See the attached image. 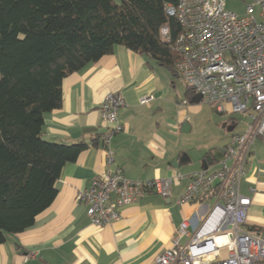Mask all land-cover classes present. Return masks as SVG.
<instances>
[{
  "label": "crops",
  "instance_id": "crops-1",
  "mask_svg": "<svg viewBox=\"0 0 264 264\" xmlns=\"http://www.w3.org/2000/svg\"><path fill=\"white\" fill-rule=\"evenodd\" d=\"M113 47L111 53L67 74L60 85V106L44 113L43 139L64 144L84 141L88 146L62 167L54 200L32 226L7 234L0 243V264H153L155 256L171 245L180 222L188 219L193 225L208 209L205 202H178L187 179L174 181L167 197L143 191L137 201L120 208L118 220L103 226L93 225L86 206L76 200L77 192L88 188L92 178L107 168L118 167L126 178L138 181L214 169L220 161L211 157L213 152L227 144L180 149L177 131L181 132L188 116L180 107L175 117L171 112L176 97L172 77H179L145 54ZM109 92L119 93L126 106L117 111L122 131L108 142L113 159L108 165L101 138L106 126L98 108ZM145 95L153 98L140 103ZM185 95L193 94L186 89ZM184 104L193 109L200 105ZM233 120L228 118L225 128L235 127ZM239 191L251 199L246 228L264 234V147L260 138L251 145Z\"/></svg>",
  "mask_w": 264,
  "mask_h": 264
},
{
  "label": "built area",
  "instance_id": "built-area-1",
  "mask_svg": "<svg viewBox=\"0 0 264 264\" xmlns=\"http://www.w3.org/2000/svg\"><path fill=\"white\" fill-rule=\"evenodd\" d=\"M227 1L177 0L165 7L179 24L172 43L178 55L176 75L218 112H247L244 131L231 135L219 165L139 181L126 178L118 167L107 168L76 195L90 222L103 226L118 220L120 208L137 201L143 191L167 197L174 181L187 179L178 202L208 201L209 207L195 224L180 222L171 245L153 264H264V234L246 228L251 199L239 191L253 140L260 138L264 147V0H236L242 4L241 13L228 8ZM158 32L163 40L169 38L166 24ZM103 97L98 110L106 126L101 138L109 165L113 159L108 142L122 131L117 111L126 102L117 92ZM152 98L145 95L140 103Z\"/></svg>",
  "mask_w": 264,
  "mask_h": 264
},
{
  "label": "trees",
  "instance_id": "trees-1",
  "mask_svg": "<svg viewBox=\"0 0 264 264\" xmlns=\"http://www.w3.org/2000/svg\"><path fill=\"white\" fill-rule=\"evenodd\" d=\"M177 0H0V243L54 200L62 167L88 146L43 139L62 79L124 46L175 72ZM166 24L169 38L160 37ZM187 88L188 94L194 92Z\"/></svg>",
  "mask_w": 264,
  "mask_h": 264
},
{
  "label": "rangeland",
  "instance_id": "rangeland-1",
  "mask_svg": "<svg viewBox=\"0 0 264 264\" xmlns=\"http://www.w3.org/2000/svg\"><path fill=\"white\" fill-rule=\"evenodd\" d=\"M226 5L237 13L242 12V4L236 0H228ZM172 80L174 82L172 85V94L176 97H174L171 112L175 117L178 107L185 109L188 116L186 122L190 127L185 134H182L179 129L177 131L181 136L180 143H178L181 147L180 149L185 148L188 150L189 148L199 147V145L205 146V149L214 145L222 146L228 141L231 134L244 131L248 122L247 112L220 114L217 112L215 105L203 101L199 102V107L194 109L190 108V103L184 104L185 101H189L192 97L185 95L187 89L185 83L174 76ZM230 117L234 119L233 123L235 122V127L232 131L227 130V128L223 129L222 127V124L228 121ZM205 203L210 204L208 201Z\"/></svg>",
  "mask_w": 264,
  "mask_h": 264
},
{
  "label": "water",
  "instance_id": "water-1",
  "mask_svg": "<svg viewBox=\"0 0 264 264\" xmlns=\"http://www.w3.org/2000/svg\"><path fill=\"white\" fill-rule=\"evenodd\" d=\"M201 101V95L198 94V93H195L192 95L191 99L189 100V102L191 103H199ZM226 126V122H224V124H222V127L223 129L225 128ZM227 130L229 131H232L234 126H228L226 127ZM190 129L188 123L186 121H184L181 125V132H184L186 133V131L188 132V130ZM223 152H224V149L223 147L222 148H218L217 150H215L212 154L211 157H213L214 159L218 160V161H221L223 159ZM175 166H176V162H174Z\"/></svg>",
  "mask_w": 264,
  "mask_h": 264
}]
</instances>
